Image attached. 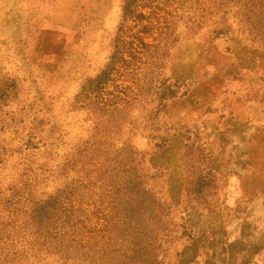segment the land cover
<instances>
[{"label": "rangeland", "instance_id": "rangeland-1", "mask_svg": "<svg viewBox=\"0 0 264 264\" xmlns=\"http://www.w3.org/2000/svg\"><path fill=\"white\" fill-rule=\"evenodd\" d=\"M142 2L0 0L1 259L264 264V0Z\"/></svg>", "mask_w": 264, "mask_h": 264}, {"label": "trees", "instance_id": "trees-1", "mask_svg": "<svg viewBox=\"0 0 264 264\" xmlns=\"http://www.w3.org/2000/svg\"><path fill=\"white\" fill-rule=\"evenodd\" d=\"M142 5H147L149 6L150 3H143L142 0H122V3H121V22L120 24H118L117 26V36H121V34L124 32L123 31V28H124V23L129 20V19H132V17H135V16H139V17H146L148 18V16H146L145 14L141 13L140 11L136 10L137 6H141ZM193 11L195 12L196 10V7L194 6L193 8ZM204 10V9H203ZM210 16L213 15V14H209ZM209 17V16H207ZM166 21V23H168L167 21V18L164 19ZM199 22H202L201 20H199ZM162 33V32H161ZM164 34H166L165 32H163ZM119 52V51H118ZM116 50L113 51V54H112V57L116 55ZM109 64V63H108ZM106 64L104 68L101 69L100 73L94 78V85L91 87V99L92 101H90L91 103V106L94 108V109H102V106L101 104H99L100 100H99V88L102 86V84L106 81V78L108 76V73H109V65ZM0 94L2 95V90H0ZM96 97V99L94 98ZM112 110V109H111ZM128 152V154L126 156H128L129 159H133L132 157V154H137L138 152L133 150L132 148L129 147V149L126 151ZM136 179H137V176H135L133 173L130 174L129 176H127V179L125 180V187L127 188H132V190L134 189L135 185H136ZM139 190H142V188H140ZM144 191V190H143ZM145 192V191H144ZM32 209H33V212L35 211H38V210H47L48 209V206H45V207H42L36 203H33L32 204ZM35 215L34 216H38V215H43V212L42 213H34ZM122 219L118 220V223H121ZM127 223L128 224H131V220L130 218L127 217ZM115 223L112 224V228L114 227ZM68 231L67 228L65 227V232ZM63 241H68L70 240V235L69 234H66L65 237L63 236V238L61 239ZM69 242H67V247H69ZM16 258H7V257H4L3 259L0 258V264H8V263H11L12 264V261H14Z\"/></svg>", "mask_w": 264, "mask_h": 264}, {"label": "crops", "instance_id": "crops-1", "mask_svg": "<svg viewBox=\"0 0 264 264\" xmlns=\"http://www.w3.org/2000/svg\"><path fill=\"white\" fill-rule=\"evenodd\" d=\"M231 262V261H230ZM227 263H229L228 261H227Z\"/></svg>", "mask_w": 264, "mask_h": 264}]
</instances>
